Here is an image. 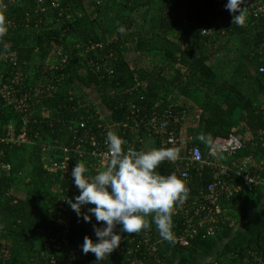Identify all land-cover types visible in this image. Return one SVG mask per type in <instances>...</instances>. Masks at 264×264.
Masks as SVG:
<instances>
[{
  "label": "trees",
  "instance_id": "16d2710c",
  "mask_svg": "<svg viewBox=\"0 0 264 264\" xmlns=\"http://www.w3.org/2000/svg\"><path fill=\"white\" fill-rule=\"evenodd\" d=\"M58 1L59 5L55 0L0 1V90L19 75L15 89L28 92L30 98L26 101L27 111L21 112L0 93V264H116L118 260L128 264L119 251L121 242L99 262L91 252L86 254V261L71 258L72 253L84 255L81 245L85 236L97 239L93 225L100 227L103 222L97 224L94 216L91 223L71 228L68 246L60 244L66 224L83 219L66 202L79 195L72 169H50L51 161L60 159L56 145L71 146L75 137L72 130L83 135L79 126L71 130L73 120L87 121L90 132L99 123H123L137 117L138 111L142 117L146 111L161 112L172 105L184 112L178 133L182 138L192 135L190 145L200 146L207 154L214 139L235 135L243 147L232 159L244 164L242 160L252 158L254 164L246 163L252 173H264V134L252 135L250 127L233 129L234 112L242 105L237 99L231 102L234 94L218 81L223 77L216 71H212L217 77L214 79L203 74L205 69L212 70L210 61L236 41L238 52L243 54L246 48L248 53L241 55L239 64L231 70L230 81L238 83L240 77L255 85L264 83V73L260 72L264 67V10H258L264 0H244L243 25L233 22V15L224 7L227 0ZM120 27L123 33L118 31ZM56 45L66 49L58 60L66 56L67 61H57L55 65L59 64L51 69L45 58ZM126 46L138 54L136 59L127 57ZM248 62L256 68V75L242 70L243 65L247 69ZM35 90H39L38 95ZM250 93L258 96L262 90L255 87ZM95 96L108 111L106 120L99 119ZM9 125L17 134L25 126L30 142L4 141ZM246 133L251 136L243 139ZM139 136L151 144L155 141L143 127L130 135L133 139ZM199 136L204 137L202 142ZM84 146L89 149L87 141ZM225 159L224 156V164ZM2 162L9 163L10 170L2 168ZM71 162L84 164L90 175L106 168L90 155L73 157ZM157 171L171 173L169 165ZM192 173L188 184L190 200H202L201 188L214 181L240 183L234 172L216 176L207 168ZM241 191L224 200L226 213L229 203L237 207ZM88 207L94 205L83 206L82 213ZM171 219L172 223L178 219L175 207ZM119 229L117 225L114 231ZM120 234L125 237L123 244H127L137 233ZM173 245L178 249L190 247ZM156 253L162 264H168L159 249ZM218 262L264 264V219L256 244L239 243L221 255Z\"/></svg>",
  "mask_w": 264,
  "mask_h": 264
},
{
  "label": "built area",
  "instance_id": "2783aa9c",
  "mask_svg": "<svg viewBox=\"0 0 264 264\" xmlns=\"http://www.w3.org/2000/svg\"><path fill=\"white\" fill-rule=\"evenodd\" d=\"M13 1L14 0H11V2ZM39 2H41V0H39ZM258 10H264V6L259 7ZM59 55L62 54L59 52ZM66 61L67 57L65 56L59 63ZM57 65H52L50 68L53 69ZM260 72L264 73V67H260ZM19 81L20 76H15L12 80V84H3L0 93L8 104H14L19 111L26 112V101L30 98L28 92H21L22 90L15 89V85L19 84ZM38 93L39 90H35V95H38ZM97 114L100 120H106V114L103 116L100 113ZM183 118L184 112L174 109L171 105L161 112L154 111L149 113L146 111L142 117L138 111L137 117L131 118V121H125L123 123H99L96 128L93 130L91 129L90 132L88 128H86L87 121L83 119L73 120L70 122L71 130L79 126V128L83 130V135L78 136L77 130H72L75 137L72 140L71 146L56 145V148L60 150V159L52 160L50 169L52 171L66 172L75 166V164L71 162L73 157L81 159L85 155H90L98 159L100 165L106 167L109 162L110 153L105 143V138L109 131L122 139L123 150L129 148L137 151L150 150L161 146L175 149L177 151V158L174 160H165L159 167L169 165L171 173H175L180 177L188 189V196L184 203L175 206L178 221L172 224V232L174 235L173 243L178 246L188 247L191 245L192 240L200 233H203L202 236L204 237L214 236L221 224H224L227 220L225 214L226 210L223 208L224 200L236 197L242 189L264 187V173H252L250 167L245 163L239 164L232 162L231 165L222 163V158L224 156L225 158H229L243 147L242 141L235 135L214 139L207 150V154L204 153L200 146L185 144L183 142L184 139L181 137L180 133H178V126ZM142 127L148 132L149 136L154 137L155 141L152 144L140 136L138 139L130 137V135L140 132ZM6 135L7 136L3 140L10 144L30 142L27 138L25 126L22 127L20 134H17L13 125H9ZM187 138L188 141L192 139V137ZM86 141L89 147L88 150H86L84 146ZM0 153H2V151H0ZM1 167L6 170H10L11 168L9 163L4 162L1 163ZM207 168L216 176H229L231 175L230 173L234 172L240 183H229L228 180L214 181L209 183L207 187L201 188L200 196L202 200H190V188L188 184L192 179V172H202ZM60 208L62 209V206H60ZM83 224V220H78L75 224H66L63 239L60 244L68 246L69 239L67 234L70 232L71 228H74L75 225L77 228H81ZM124 241L125 237H122L120 241L122 245L119 247V251L123 254L128 264H162V259L156 253L158 248L154 238V231L150 224L148 229H142L140 233L129 238L127 244H123ZM71 258L86 261V254L81 255L80 253H72ZM213 264L220 263L214 260Z\"/></svg>",
  "mask_w": 264,
  "mask_h": 264
},
{
  "label": "clouds",
  "instance_id": "9594fccd",
  "mask_svg": "<svg viewBox=\"0 0 264 264\" xmlns=\"http://www.w3.org/2000/svg\"><path fill=\"white\" fill-rule=\"evenodd\" d=\"M243 2L227 0L224 5L237 25L245 22ZM118 31L123 33L124 28L120 27ZM198 138L204 139L203 136ZM105 143L110 153L106 168L90 175L84 164L76 163L71 170L79 195L66 202L85 223H91L93 216L97 224L103 222L100 227L93 225L95 241L89 236L84 237L82 252H91L97 262L102 261L119 246L120 233L148 229L146 218L149 215L161 240L174 242L172 212L187 199L188 189L175 173L164 175L157 168L165 160L176 159L177 151L163 146L150 150H123L122 139L111 131L106 134ZM87 205L94 207H88L82 213V207ZM117 225H120L119 232L114 231Z\"/></svg>",
  "mask_w": 264,
  "mask_h": 264
},
{
  "label": "crops",
  "instance_id": "0c3cea01",
  "mask_svg": "<svg viewBox=\"0 0 264 264\" xmlns=\"http://www.w3.org/2000/svg\"><path fill=\"white\" fill-rule=\"evenodd\" d=\"M247 53L248 49L245 48L243 54L247 55ZM243 54L238 52L237 42L234 41L228 49L210 61L209 65L212 70L210 68L205 69L203 74L209 79H214L216 75L214 76L212 71H216L223 77V79L221 78L218 81L220 83L222 82L223 86L229 88L234 94L231 102L237 99L239 104L242 105V108L238 107L234 112L233 120H236V123L233 129L242 130V128L250 127L252 135L264 134V83L258 82L255 85L254 82L251 83L250 80H243V78L240 80L239 77L238 83L236 82V84L229 79L231 70L235 64H239L240 57H243L241 56ZM241 67L242 70L248 71L251 75L257 74L256 68L250 62L247 64V69H243L246 68V65ZM240 85L243 89L238 90V86ZM244 87L247 91H244ZM255 87L262 90V93L258 96L250 93ZM255 106L258 108L255 109ZM253 123L257 125L255 126ZM250 136L251 133H246L243 135V139ZM187 137H192V139L188 141ZM183 139L185 144H191L194 140L193 136L189 134L185 135ZM199 142H202V140L199 139ZM232 158V156L229 158L226 157L224 160L225 164L231 165L232 162L238 163L236 159ZM242 161L245 164L250 162L249 165L255 163L252 158H245ZM237 203L238 208H235L234 203H229V212L225 213L227 220L224 224H221L218 232L214 236H201L197 243L185 249H178L173 245V242L161 240L155 224L152 222L151 215H149L148 222L153 228L157 248L161 251L168 264H213L214 260L218 261L221 255L239 243L250 242L252 245L256 244L257 233L264 219V187L258 189H242ZM226 224H228L227 227H225ZM116 264H125V262L118 260Z\"/></svg>",
  "mask_w": 264,
  "mask_h": 264
},
{
  "label": "rangeland",
  "instance_id": "374dc122",
  "mask_svg": "<svg viewBox=\"0 0 264 264\" xmlns=\"http://www.w3.org/2000/svg\"><path fill=\"white\" fill-rule=\"evenodd\" d=\"M59 2L60 1L55 0V5H59ZM113 15H114V11L112 12V15L111 16L113 17ZM111 25H112V28H113V24H111ZM110 38H113V36L110 37ZM70 45L72 46L71 48H73L74 42H71ZM55 47H54V49L51 50L50 54L48 55V58H47V56L45 58L46 63L50 64L49 66L55 65V63L57 61L59 62V60H58L59 59L58 58L59 57V52H60V54H62V52H65L66 51V49H64L63 46L56 45ZM125 51L127 53L126 55H127L128 58H130V59H136V57H137L138 54L132 48H130L129 46H126L125 47ZM67 52H68V50H67ZM6 55H7V53L4 54L3 58H5ZM35 61H37V60H35ZM177 66H179V65H177ZM88 92H89L90 97H94L95 94L92 95L93 93H92L91 90H88ZM94 99H95V102H96V112L97 113H100L103 116L108 111L106 110V108H104V106H102L100 104V101L98 100V97L95 96Z\"/></svg>",
  "mask_w": 264,
  "mask_h": 264
}]
</instances>
